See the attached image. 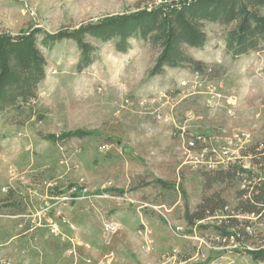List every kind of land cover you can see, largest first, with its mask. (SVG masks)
Segmentation results:
<instances>
[{
    "label": "rangeland",
    "instance_id": "1",
    "mask_svg": "<svg viewBox=\"0 0 264 264\" xmlns=\"http://www.w3.org/2000/svg\"><path fill=\"white\" fill-rule=\"evenodd\" d=\"M167 1L0 0V33L54 34ZM230 28L205 22L204 45L186 47L203 69L155 75L158 50L139 38L120 52L112 40L87 37L93 61L82 70L74 41L40 46L45 76L36 96L18 113H0V264H264L245 253L264 242L262 227L240 246L217 236L218 214L199 222L202 229L183 217L211 191L232 209L246 183L204 191L202 173L228 162L255 169L252 152L244 153L264 136V49L232 57L224 45ZM71 131L89 133L49 140ZM10 189L17 205L4 207ZM72 203L91 221L93 249L53 223L58 213L68 223L63 208Z\"/></svg>",
    "mask_w": 264,
    "mask_h": 264
},
{
    "label": "trees",
    "instance_id": "2",
    "mask_svg": "<svg viewBox=\"0 0 264 264\" xmlns=\"http://www.w3.org/2000/svg\"><path fill=\"white\" fill-rule=\"evenodd\" d=\"M263 8L264 0H170L81 24L76 28L61 29L54 34L39 29L17 35L0 33V113H18L36 96L38 83L45 76V58L40 46L49 50L62 40L74 41L79 51L77 69L82 70L93 61L94 46L87 37L112 40L120 52L127 51L130 38H139L158 50L149 74H159L164 67L186 64L201 70L204 63L189 55L186 47L204 45V23L231 26L224 35V45L228 54L237 57L264 49ZM262 70L264 72V67ZM88 133L71 131L57 137L49 136V140L82 138ZM248 151L252 154L248 155ZM244 155L250 156L255 169L228 162L224 167L202 173L204 191H211L215 185L246 183L234 192L236 205L230 209L219 191L204 194L194 210L186 208L184 211L183 217L189 228H206L204 223L199 227L197 224L218 214L217 224H214L217 236L224 242L237 241L240 246L251 242L256 227L264 229V136L260 142L248 147ZM154 183L171 188L161 179H154ZM15 196L13 189L7 191L3 198L4 207L17 205ZM239 215L245 216L243 222L239 220ZM250 217H254V220L248 219ZM248 228H252V231L249 232ZM245 248L252 261L264 263V242Z\"/></svg>",
    "mask_w": 264,
    "mask_h": 264
},
{
    "label": "crops",
    "instance_id": "3",
    "mask_svg": "<svg viewBox=\"0 0 264 264\" xmlns=\"http://www.w3.org/2000/svg\"><path fill=\"white\" fill-rule=\"evenodd\" d=\"M77 203H72L69 206H65L63 208L64 212H66L67 216H68V223H61L58 222L59 226H60V230H61V236L65 237H77L79 239H81L84 244L86 245V247L89 249H93V243L94 240L92 239V225H91V221H89L86 218H78L77 214L78 211H74L72 212L70 209V206L72 208V205H76ZM57 221V220H56ZM39 225V223H38ZM40 227L39 229V233L41 236V239H47V232L44 229V225H40L38 226ZM54 237H56L57 235H53ZM58 238V237H57ZM53 240H56V238H53ZM31 257V254H28Z\"/></svg>",
    "mask_w": 264,
    "mask_h": 264
},
{
    "label": "built area",
    "instance_id": "4",
    "mask_svg": "<svg viewBox=\"0 0 264 264\" xmlns=\"http://www.w3.org/2000/svg\"><path fill=\"white\" fill-rule=\"evenodd\" d=\"M205 71H207V72H209L210 71V69L208 68V69H205ZM200 73H199V71H196L195 72V75L197 76V75H199ZM197 141V139H193L192 141H190L189 143H188V146L191 148V149H195V147H196V142ZM58 215V220L57 221H54L53 223L54 224H58V222H61V223H66V219H65V217H63L61 214H57ZM108 228H110V226L108 225ZM175 228V232L176 233H178V234H180V235H184V232H183V230H182V226H175L174 227Z\"/></svg>",
    "mask_w": 264,
    "mask_h": 264
}]
</instances>
